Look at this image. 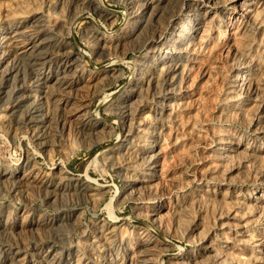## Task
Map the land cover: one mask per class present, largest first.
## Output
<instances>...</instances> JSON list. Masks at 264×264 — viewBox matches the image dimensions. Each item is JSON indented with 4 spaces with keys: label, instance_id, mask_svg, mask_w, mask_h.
Wrapping results in <instances>:
<instances>
[{
    "label": "rangeland",
    "instance_id": "1",
    "mask_svg": "<svg viewBox=\"0 0 264 264\" xmlns=\"http://www.w3.org/2000/svg\"><path fill=\"white\" fill-rule=\"evenodd\" d=\"M0 45V264H264V0H0Z\"/></svg>",
    "mask_w": 264,
    "mask_h": 264
},
{
    "label": "bare ground",
    "instance_id": "2",
    "mask_svg": "<svg viewBox=\"0 0 264 264\" xmlns=\"http://www.w3.org/2000/svg\"><path fill=\"white\" fill-rule=\"evenodd\" d=\"M152 1V0H151ZM156 1V0H155ZM160 1V0H159ZM147 2V1H146ZM204 2V1H203ZM147 4V3H146ZM245 4H247V3H245ZM253 4V3H252ZM158 5V4H157ZM251 5V4H250ZM253 6V5H252ZM248 9H250V8H248ZM251 11V10H250ZM194 14V13H193ZM204 15V14H203ZM196 17V16H195ZM194 18V17H193ZM189 20V19H188ZM191 20V19H190ZM200 20V19H199ZM202 20V19H201ZM186 21V20H185ZM196 21V20H195ZM200 23V22H199ZM189 24V23H188ZM191 24V23H190ZM189 24V25H190ZM197 25V24H196ZM183 26V25H182ZM181 26V28L179 29V33H186L187 32V28H185V27H182ZM198 28V27H197ZM16 29V28H15ZM13 30V29H12ZM11 30V31H12ZM15 31H18L17 29L15 30ZM190 32V31H189ZM19 33V32H18ZM11 34H12V32H11ZM175 34V33H174ZM193 34V33H192ZM3 35V34H2ZM177 35V34H176ZM15 36V35H14ZM18 36V35H17ZM179 36V35H178ZM181 36V35H180ZM12 37H13V35H12ZM161 37V36H160ZM195 37V36H194ZM13 39V38H12ZM19 39V38H18ZM29 39V38H28ZM182 39V38H181ZM193 39V38H192ZM11 40V39H10ZM27 40V39H26ZM177 40V39H176ZM183 40V39H182ZM4 41V40H3ZM169 41H172L171 39L169 40ZM185 41V40H184ZM5 42V41H4ZM22 42V41H21ZM105 42V41H104ZM175 43H180V40L178 39V41H174ZM199 43V42H198ZM22 44V43H21ZM169 44V43H168ZM200 44V43H199ZM15 45H16V43H15ZM184 45V44H183ZM1 46V45H0ZM18 47H20L19 45H17ZM166 46V45H165ZM175 46V45H174ZM174 46H172V48L174 47ZM178 46V45H177ZM22 47H23V44H22ZM39 47V46H38ZM168 47V46H167ZM170 47V46H169ZM183 47V46H182ZM4 48V47H3ZM3 48H1L2 50H3ZM29 48V47H28ZM31 48V47H30ZM35 48V47H34ZM186 48V47H185ZM183 49V48H182ZM16 50V49H15ZM20 50V49H19ZM27 51V50H26ZM167 51H168V49H167ZM17 52V51H16ZM22 52H24V51H22ZM173 52V51H172ZM188 52V51H187ZM180 53V52H179ZM166 54V53H165ZM178 55V54H177ZM20 56H21V53H20ZM168 56V55H167ZM174 56V55H173ZM165 57V56H164ZM170 57V56H169ZM173 58V57H172ZM179 58V57H178ZM171 59V58H170ZM170 59H168V60H170ZM176 59V58H175ZM2 60V59H1ZM181 60V59H180ZM179 62V61H178ZM237 64H239V63H237ZM174 65V64H173ZM250 67V66H249ZM169 68V67H168ZM236 68V67H235ZM69 69V68H68ZM173 69V68H172ZM169 71V70H168ZM236 71V70H235ZM241 72V71H240ZM246 73V72H245ZM249 73V72H248ZM244 75V74H243ZM247 75H249V74H247ZM235 76V75H234ZM239 76V75H238ZM244 77V76H243ZM248 77V76H247ZM253 78V77H252ZM255 78V77H254ZM239 79V78H238ZM241 79V78H240ZM245 79H246V77H245ZM257 79V78H256ZM59 80V79H58ZM237 80V79H236ZM255 80V79H254ZM55 81H57V80H55ZM234 81V80H233ZM232 81V82H233ZM238 81V80H237ZM252 81V80H251ZM236 82V81H235ZM239 82V81H238ZM57 83V82H56ZM234 83V82H233ZM244 83V82H243ZM246 83V82H245ZM249 83H250V81H249ZM243 85V84H242ZM257 85V84H256ZM42 87V86H41ZM236 87H237V85H236ZM242 87V86H241ZM246 87V86H245ZM239 88V87H238ZM240 90H241V88H239ZM244 89V88H243ZM238 92V91H237ZM233 94V93H232ZM236 94V93H235ZM235 94H233V95H235ZM41 99V98H40ZM237 100V99H236ZM235 100V101H236ZM242 102V101H241ZM36 104H38V103H36ZM37 107V106H36ZM40 112H41V110H40ZM39 112V113H40ZM38 113V114H39ZM36 116V115H35ZM41 116V115H40ZM37 118V117H36ZM41 119V118H40ZM97 120V119H96ZM41 121V120H40ZM42 122H44V120L42 121ZM41 122V123H42ZM226 137V136H225ZM223 152V151H222ZM221 154V153H220ZM226 154V153H225ZM226 156V155H225Z\"/></svg>",
    "mask_w": 264,
    "mask_h": 264
}]
</instances>
